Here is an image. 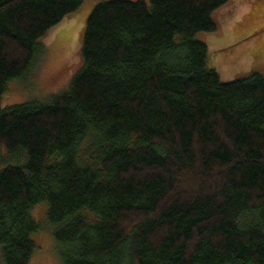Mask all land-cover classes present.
<instances>
[{
    "label": "trees",
    "instance_id": "trees-1",
    "mask_svg": "<svg viewBox=\"0 0 264 264\" xmlns=\"http://www.w3.org/2000/svg\"><path fill=\"white\" fill-rule=\"evenodd\" d=\"M228 1H101L67 88L0 108L2 264L40 203L61 264H264V76L220 81L194 37ZM81 3L0 0V99Z\"/></svg>",
    "mask_w": 264,
    "mask_h": 264
},
{
    "label": "rangeland",
    "instance_id": "rangeland-1",
    "mask_svg": "<svg viewBox=\"0 0 264 264\" xmlns=\"http://www.w3.org/2000/svg\"><path fill=\"white\" fill-rule=\"evenodd\" d=\"M101 1L106 0H82L76 10L38 39L42 54L32 68L6 83L0 108L33 99L42 100L67 88L81 65L79 49L86 18ZM211 18L216 24L215 30L194 34L195 39L207 48L208 68L214 69L222 82L244 77L250 72L264 76V0H229L212 11ZM18 158L16 152L0 148V168L5 163L20 162ZM46 209V203L30 209L32 219L41 224V229L32 233L36 248L27 264H61L52 236L53 227L45 222Z\"/></svg>",
    "mask_w": 264,
    "mask_h": 264
}]
</instances>
